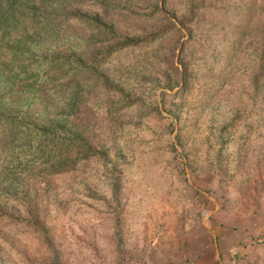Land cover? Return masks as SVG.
<instances>
[{
	"label": "rangeland",
	"instance_id": "obj_1",
	"mask_svg": "<svg viewBox=\"0 0 264 264\" xmlns=\"http://www.w3.org/2000/svg\"><path fill=\"white\" fill-rule=\"evenodd\" d=\"M149 21L129 37L150 38V45L123 50L103 66L112 70L107 116L114 122L104 126L106 158L56 180L52 219L65 236V255L70 264H264V116L255 113L251 74L240 54H230L237 72L231 82L202 115L187 116L198 101L195 90L177 94L188 35L175 18ZM102 36L94 34V46ZM62 90L54 98L57 118L80 122L75 90ZM233 102L247 113L232 112ZM35 170L7 165L0 200H13ZM45 254L23 227L0 228V264H40Z\"/></svg>",
	"mask_w": 264,
	"mask_h": 264
},
{
	"label": "trees",
	"instance_id": "obj_2",
	"mask_svg": "<svg viewBox=\"0 0 264 264\" xmlns=\"http://www.w3.org/2000/svg\"><path fill=\"white\" fill-rule=\"evenodd\" d=\"M179 2L181 7L174 0H0V174L7 165L36 168L20 194L0 200V228L33 233L46 253L40 264L71 263L65 236L52 219L59 199L56 180L106 158L104 126L114 122L107 116L112 70L103 66L123 50L150 45V38L130 40L149 20L175 18L188 35L180 48L182 53L188 46V59L180 58L183 86L177 94L187 98L195 90L198 101L187 116L202 115L200 108L231 82L237 72L229 67L230 54H240V67L250 72L255 113L264 116V0ZM94 34L103 35L101 46L93 45ZM64 86L75 90L71 100L80 110L82 104L77 124L56 116L54 98ZM231 107L247 113L238 102ZM89 247L97 251L94 243Z\"/></svg>",
	"mask_w": 264,
	"mask_h": 264
}]
</instances>
